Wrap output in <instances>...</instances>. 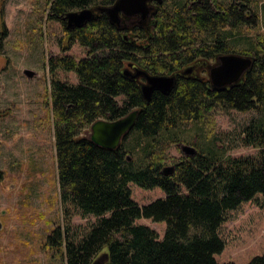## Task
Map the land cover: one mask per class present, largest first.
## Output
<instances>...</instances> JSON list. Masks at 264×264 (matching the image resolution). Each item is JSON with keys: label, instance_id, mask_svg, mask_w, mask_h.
<instances>
[{"label": "trees", "instance_id": "obj_1", "mask_svg": "<svg viewBox=\"0 0 264 264\" xmlns=\"http://www.w3.org/2000/svg\"><path fill=\"white\" fill-rule=\"evenodd\" d=\"M116 1L47 0L49 18L62 20L65 27L70 11L103 9L87 25L66 28L69 45L64 50L78 42L86 56L49 59L66 210L64 227L58 224L51 231L48 244L62 252L65 264H93L103 254L105 264H236L216 259L225 248L220 230L229 211L259 193L264 196V117L243 129V145L261 147L258 155H226L211 144L202 150L195 142L197 152L175 161L173 173L163 168L168 145L179 141L182 126L198 125L219 109H257L264 116V33L244 29H264V0H165L155 4L145 22L132 16L121 25L106 12ZM224 53L255 56L243 85L215 90L208 71L185 75L171 67L188 55L214 60ZM58 70L74 71L78 82L60 80ZM139 70L175 75L176 84L168 94L154 91L148 102L142 93L146 77L137 75ZM133 110H138L135 127L120 146L108 149L91 140L96 120H116ZM131 182L161 187L166 195L140 205L132 197ZM68 204L83 216L98 217L90 229L81 233L74 228ZM142 217L166 221L164 238L136 223ZM247 264H264V253Z\"/></svg>", "mask_w": 264, "mask_h": 264}, {"label": "rangeland", "instance_id": "obj_2", "mask_svg": "<svg viewBox=\"0 0 264 264\" xmlns=\"http://www.w3.org/2000/svg\"><path fill=\"white\" fill-rule=\"evenodd\" d=\"M49 13L47 0H0V264L66 263L62 252L48 244L51 231L58 224L64 227L66 210L58 179L54 76L49 59L65 54L80 59L86 56V49L77 42L64 50L69 45L66 27L62 20L50 19ZM258 26H246L245 33H264ZM26 69L35 76L29 78ZM55 76L78 82L74 71L58 70ZM262 117L257 109H219L198 125L192 121L182 126L179 141L168 145L165 166L175 165L185 155L183 144L194 146L195 142L202 150L208 151L211 144L226 155H258L261 147L243 145L242 137L244 127ZM129 186L140 205L166 195L161 187L146 189L135 182ZM67 207L74 228L81 233L98 218L83 216L70 204ZM136 223L154 228L161 239L165 236L166 221L142 217ZM220 233L225 241L224 250L216 254L220 263L247 264L263 254L264 196L259 193L229 211Z\"/></svg>", "mask_w": 264, "mask_h": 264}, {"label": "water", "instance_id": "obj_3", "mask_svg": "<svg viewBox=\"0 0 264 264\" xmlns=\"http://www.w3.org/2000/svg\"><path fill=\"white\" fill-rule=\"evenodd\" d=\"M153 2L162 3L163 0H117L115 4L106 8V12L112 23L121 25L125 19L132 16L140 17L145 22L153 12ZM98 10L94 8H84L81 10H73L66 14V28L71 30L76 27H82L93 21ZM254 63V58L239 53H225L218 57V61L209 69V79L211 86L215 90H222L232 86L238 82L249 70ZM24 73L32 78L35 72L26 69ZM129 74L128 70L125 71ZM144 74L146 81L142 84V93L144 98L149 102L154 91L159 90L164 94H168L176 84L175 75L167 74H148L143 70H139L137 75ZM138 110H133L129 114L116 119L106 120L98 119L91 125L90 138L96 144L108 148L115 149L124 140V138L134 129L137 120ZM182 150L184 156L194 155L197 149L194 146L183 144ZM175 165L164 166L163 172L166 174L173 173ZM1 227V223H0ZM106 256L100 255L95 259L93 264H105Z\"/></svg>", "mask_w": 264, "mask_h": 264}, {"label": "flooded vegetation", "instance_id": "obj_4", "mask_svg": "<svg viewBox=\"0 0 264 264\" xmlns=\"http://www.w3.org/2000/svg\"><path fill=\"white\" fill-rule=\"evenodd\" d=\"M164 1L165 0H163V2ZM239 2L242 3L243 0H239ZM152 4H153V6H155V4H157V2H153ZM160 4H162V3H160ZM246 17L250 18L251 15L249 13H246ZM130 19H131V17L128 19H125L124 22L127 23V21ZM255 23H257V22H255ZM246 26L250 27V25H246ZM251 27H252V25H251ZM219 56L215 57V59L212 60V59H209L207 57L193 58V57H191V55H188L186 58L183 59V61H178L176 66H175V64H172L174 66H171V67L180 71V72H183V74H185V75H187V74L191 75L193 72L200 75V74H202L203 71H208V79H209V69L217 63ZM250 56L254 58V62H255V60H256L255 56L254 55H250ZM248 72H249V70L246 71L244 76L238 82H236V84L243 85L245 77H246ZM144 79L146 80V78H144ZM209 81H210V79H209ZM210 84H211V81H210Z\"/></svg>", "mask_w": 264, "mask_h": 264}]
</instances>
